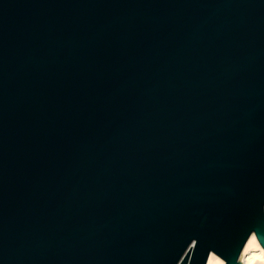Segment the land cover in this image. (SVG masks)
<instances>
[{
    "label": "water",
    "instance_id": "1",
    "mask_svg": "<svg viewBox=\"0 0 264 264\" xmlns=\"http://www.w3.org/2000/svg\"><path fill=\"white\" fill-rule=\"evenodd\" d=\"M264 249V0H0V264H224Z\"/></svg>",
    "mask_w": 264,
    "mask_h": 264
},
{
    "label": "bare ground",
    "instance_id": "2",
    "mask_svg": "<svg viewBox=\"0 0 264 264\" xmlns=\"http://www.w3.org/2000/svg\"><path fill=\"white\" fill-rule=\"evenodd\" d=\"M239 260L242 264H264V249L257 241L254 233L247 238L241 250ZM224 260L214 252H210L206 264H224Z\"/></svg>",
    "mask_w": 264,
    "mask_h": 264
}]
</instances>
